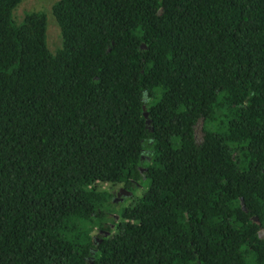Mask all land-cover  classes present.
Masks as SVG:
<instances>
[{
  "label": "trees",
  "instance_id": "16d2710c",
  "mask_svg": "<svg viewBox=\"0 0 264 264\" xmlns=\"http://www.w3.org/2000/svg\"><path fill=\"white\" fill-rule=\"evenodd\" d=\"M22 1L0 0V264H264V0H59L56 53ZM143 179L112 231L101 186Z\"/></svg>",
  "mask_w": 264,
  "mask_h": 264
},
{
  "label": "rangeland",
  "instance_id": "374dc122",
  "mask_svg": "<svg viewBox=\"0 0 264 264\" xmlns=\"http://www.w3.org/2000/svg\"><path fill=\"white\" fill-rule=\"evenodd\" d=\"M59 0H23L14 10L13 16L17 23H20L26 14L31 12H42L47 16V44L49 50L52 53H56L60 48H62V36L60 27L53 15L52 9L54 4ZM195 136L198 142H201L204 136L203 122H199L195 127ZM150 153L147 151L144 154L145 162L149 161ZM144 166H141L143 168ZM103 190L111 192L113 194L112 199H110L107 204L108 208V218L107 224L111 226L112 231L117 230L118 216L117 212L125 207L130 206L134 201L139 199L143 193L148 189V183L146 180H139L133 185L132 191L127 190L124 187L117 185L111 186L109 184H104L101 186ZM95 238L99 239L103 235L109 234L105 229H99L95 227L93 233Z\"/></svg>",
  "mask_w": 264,
  "mask_h": 264
},
{
  "label": "water",
  "instance_id": "95a60500",
  "mask_svg": "<svg viewBox=\"0 0 264 264\" xmlns=\"http://www.w3.org/2000/svg\"><path fill=\"white\" fill-rule=\"evenodd\" d=\"M199 122H203V119H200Z\"/></svg>",
  "mask_w": 264,
  "mask_h": 264
}]
</instances>
